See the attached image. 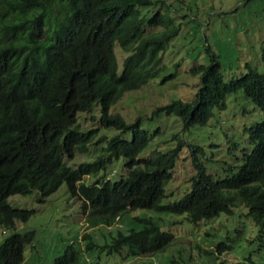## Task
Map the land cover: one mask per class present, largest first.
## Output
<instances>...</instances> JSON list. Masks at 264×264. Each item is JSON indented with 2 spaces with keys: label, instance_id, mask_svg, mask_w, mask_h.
Returning a JSON list of instances; mask_svg holds the SVG:
<instances>
[{
  "label": "trees",
  "instance_id": "trees-1",
  "mask_svg": "<svg viewBox=\"0 0 264 264\" xmlns=\"http://www.w3.org/2000/svg\"><path fill=\"white\" fill-rule=\"evenodd\" d=\"M169 7L168 0H0L1 229L13 228L14 219L32 214L31 209L11 204L9 195L36 191L35 199L42 201L65 182L68 192L79 199L87 227L110 226L134 208L183 214L182 219L195 223L244 207L264 245V70L248 68L224 80L216 54L206 46L208 62L186 70L198 78L194 96L172 98L152 110L178 118L185 130L204 124L227 93L241 89L263 114L247 128L250 149L224 176L206 172L199 159L202 147L185 143L195 172L188 178V190L172 201L162 200L184 142L177 139L163 150L138 155L159 128L142 127L139 117L126 121L117 111H109L124 92L167 68L160 53L180 29ZM116 46L124 52L120 62ZM95 104L98 117H91L99 126L119 132L98 133L97 126H78V113ZM76 153L92 158L68 164ZM118 158L123 172L110 179L114 171L110 165ZM89 175L92 182L86 181ZM134 218L140 222L138 228L116 229L100 244L84 231L81 238L88 240L80 248L104 247L106 253L140 258L162 250L173 239L157 219ZM30 239L31 234L16 231L4 236L0 264H21ZM81 249L68 243L52 264H79ZM188 250L190 259L191 253L213 248L194 244Z\"/></svg>",
  "mask_w": 264,
  "mask_h": 264
},
{
  "label": "rangeland",
  "instance_id": "rangeland-1",
  "mask_svg": "<svg viewBox=\"0 0 264 264\" xmlns=\"http://www.w3.org/2000/svg\"><path fill=\"white\" fill-rule=\"evenodd\" d=\"M169 14L180 23L176 36L168 41L161 51V61L166 69L139 88L122 94L109 111H117L126 121L140 118L145 128H159L138 155L146 156L155 149L174 145L177 139L184 142L178 152L171 177L166 183L167 196L163 202L180 197L189 188L188 178L195 172L191 164V150L185 143H196L202 147L199 155L205 171L213 177L226 175L228 167L235 170L241 162L242 154L252 145L247 136V128L262 119V111L254 105L241 89L227 93L220 107L202 125H194L182 130L181 122L172 115L154 114L152 110L172 98L190 100L197 89V75L186 71L197 63H207L205 47L216 54L222 78L239 76L248 68L264 70V0H168ZM115 47L118 61L124 52ZM175 63H178L175 65ZM169 73H172L169 75ZM169 75L161 81L164 75ZM98 105L78 113V126L98 127V133L113 134L114 128L98 125ZM95 115L94 117H91ZM128 137L129 133L123 134ZM92 155L76 153L68 164L89 160ZM122 158L111 163L115 179L123 172ZM92 182V176H86ZM37 192L11 194L8 201L16 206L32 210L27 219H14L13 228H0V241L4 236L16 231L31 234L30 241L23 249L21 264H52L53 257L65 245L72 243L81 249L88 239L81 238L88 231L90 239L103 243L116 229L123 231L140 226L134 216L157 219L160 228L170 231L174 237L162 250L142 257L122 256L106 253L104 247L81 249L79 264H264V245L256 238L257 227L245 215L244 207L231 213L220 212L216 216L192 223L182 219L183 214L134 208L125 212L119 221L110 226L87 227L85 213L79 207V199L72 196L65 182L44 197L35 199ZM117 215L113 216L115 220ZM169 220V222L167 221ZM175 220V222H172ZM87 227V228H86ZM198 244L213 248L209 253L196 252L189 255L190 246Z\"/></svg>",
  "mask_w": 264,
  "mask_h": 264
}]
</instances>
